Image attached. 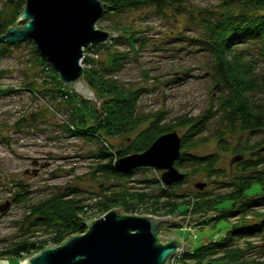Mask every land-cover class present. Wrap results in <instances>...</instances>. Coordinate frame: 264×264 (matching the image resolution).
Returning <instances> with one entry per match:
<instances>
[{
	"label": "trees",
	"instance_id": "16d2710c",
	"mask_svg": "<svg viewBox=\"0 0 264 264\" xmlns=\"http://www.w3.org/2000/svg\"><path fill=\"white\" fill-rule=\"evenodd\" d=\"M103 1L108 5L100 19L115 16L110 18L107 29L116 35L86 46L82 59L84 78L93 89L95 99L84 97L72 84L62 82L57 70L39 54L36 45L33 46L34 64L40 76L28 81L25 88L50 98V107L57 105L67 111L68 117L61 126L69 135L98 143L92 151L97 160L93 175L98 171L105 181L127 178L147 168L153 172L158 170L153 166H139L122 171L116 168L115 162L121 156L145 150L164 132L184 129L180 132V153L174 162L185 174L184 179L201 175L217 187L228 189L214 193L202 189L206 181L199 180L195 183V191H178L176 188L183 179L166 184L161 179L163 169L158 170L157 176L143 179L147 182L145 189L124 187L110 194L103 190L86 201L84 190L64 186L28 203L29 190L18 187L13 190V200L27 202L24 218L27 234L6 245L0 257L8 255V264H19L21 256L48 244H58L71 234L84 232L85 221L94 211L99 215L120 205L128 213L194 216L199 219L197 223L219 216L231 217V228L197 247L185 248L178 258L186 264L188 261L207 264L215 259L234 264H264V202L261 201L264 199V137L254 143L249 140V135L264 129V71L257 68V60L264 63V0H218L215 9L200 6L198 10L186 7V0ZM24 6L25 0H5L0 9V33L10 25H19L18 16ZM145 6H152L162 14L186 12L189 21L198 27L196 40L209 56L207 71L212 87V101L201 112L178 114L166 121L161 110L142 112L139 101L146 87L126 85L119 79L131 52L137 54L146 43L144 29L121 21L119 17L129 9ZM20 42L0 45V56L11 52V45H20ZM119 43H126L128 47L120 48ZM102 51L105 53L101 56ZM10 90L15 88L0 87V94ZM213 118L218 122L212 132L216 150L192 151L208 141L202 132ZM23 120L25 118L18 119V124ZM245 132L248 133L246 137L243 136ZM235 135L237 139L232 141ZM115 136L122 137L124 143L117 147L111 141ZM228 153L233 154L235 162L226 168L220 162ZM255 183L258 190L247 193ZM227 199L230 200L228 206L219 211L218 205ZM92 205H96L95 208ZM40 230L44 236L36 235ZM30 231L33 235L28 233ZM257 235L261 236V241L253 239ZM240 238L243 239L241 243Z\"/></svg>",
	"mask_w": 264,
	"mask_h": 264
},
{
	"label": "rangeland",
	"instance_id": "374dc122",
	"mask_svg": "<svg viewBox=\"0 0 264 264\" xmlns=\"http://www.w3.org/2000/svg\"><path fill=\"white\" fill-rule=\"evenodd\" d=\"M4 3L5 0H0V9ZM217 3L218 0L185 1L186 7L190 6L195 10L200 9V6H212L215 9ZM111 17L99 19L97 25L107 29ZM119 18L121 21L132 23V26L144 29L142 33L146 37L145 46L137 54L131 52L130 58L119 73V79L126 85L146 87L140 97V111L146 113L161 110L166 115V121L182 113H199L211 103L212 87L207 71L209 56L204 48H200L196 40L198 27L189 21L186 12L179 15L174 11L162 14L152 6H145L143 9H129ZM24 22L25 20H18L19 24ZM34 45V42L24 40L20 45H11L12 51L0 56V87L15 88L0 94V251L27 234L24 219L28 211L27 202L50 195L64 186H76L84 190L85 201L103 190L110 194L124 187L130 190L145 189L147 182L143 179L149 175L160 174L159 169H153V172L147 168L138 170L127 178H112L107 181L98 171L93 175L97 160L92 156V151L98 143L69 135L61 126L68 117L67 111L57 108V105L50 107V98L25 88L28 81L35 77L39 79L40 76L34 64ZM117 46L124 49L128 47L126 43H119ZM253 48L250 47L251 50ZM104 53L102 51L101 56ZM257 62L258 70L264 71V63L258 60ZM20 118L25 120L18 124ZM217 123L215 118L209 122L207 129L202 132L208 141L199 144L192 151L206 153L216 150L212 132ZM183 130L179 129L180 132ZM236 136L231 138L232 141H235ZM243 136H248V133H243ZM263 137L264 129L249 135V140L254 143ZM111 141L117 147L124 143L120 136L111 138ZM234 162L233 154L228 153L222 156L220 163L227 168ZM182 179L184 181L182 180L176 188L178 191H195V183L199 180L206 181L202 189L214 193L228 189L217 187L212 180L201 175ZM23 186L29 190V200L15 202L13 190ZM257 190L255 183L247 193L251 194ZM261 201L264 202V199ZM229 202L227 199L219 204L218 210L227 207ZM95 214L98 213L94 211L88 218L101 215ZM239 215L240 213L237 214ZM198 220L193 216L181 225L167 227L161 232V241H166L164 236L175 232L190 248H194L208 239H213L217 233L221 235L227 231L233 221L231 217L226 216L201 223H197ZM28 233L33 235L31 231ZM42 233L43 230H40L36 235L44 236ZM253 239L261 241V236H254ZM241 241L242 238L240 243ZM0 259L7 260V264L9 262L8 255H3ZM180 263L186 264L184 261ZM207 264L234 263L215 259Z\"/></svg>",
	"mask_w": 264,
	"mask_h": 264
},
{
	"label": "water",
	"instance_id": "95a60500",
	"mask_svg": "<svg viewBox=\"0 0 264 264\" xmlns=\"http://www.w3.org/2000/svg\"><path fill=\"white\" fill-rule=\"evenodd\" d=\"M107 5L103 0H25L18 16L25 22L10 25L0 33V45L32 40L62 82L74 85L84 97L95 99L81 61L86 46L116 35L97 26ZM91 91L93 96L89 95ZM181 140L176 129L164 132L145 150L119 157L115 166L122 171L153 166L163 169L161 179L166 184L179 181L185 174L174 162ZM187 219L186 215L128 213L113 207L88 218L84 232L71 234L58 244H48L21 258L19 264H167L169 256L189 245L175 232L161 241V232ZM0 264H7V260L0 259Z\"/></svg>",
	"mask_w": 264,
	"mask_h": 264
},
{
	"label": "built area",
	"instance_id": "2783aa9c",
	"mask_svg": "<svg viewBox=\"0 0 264 264\" xmlns=\"http://www.w3.org/2000/svg\"><path fill=\"white\" fill-rule=\"evenodd\" d=\"M185 248H179L175 253H173L171 256H169L168 260H167V264H174L177 263L179 264L182 260L178 258V254L181 253L182 251H184ZM181 264V263H180Z\"/></svg>",
	"mask_w": 264,
	"mask_h": 264
},
{
	"label": "bare ground",
	"instance_id": "6f19581e",
	"mask_svg": "<svg viewBox=\"0 0 264 264\" xmlns=\"http://www.w3.org/2000/svg\"><path fill=\"white\" fill-rule=\"evenodd\" d=\"M82 62V61H81ZM89 95H91V96H93V92L91 91V92H89Z\"/></svg>",
	"mask_w": 264,
	"mask_h": 264
}]
</instances>
